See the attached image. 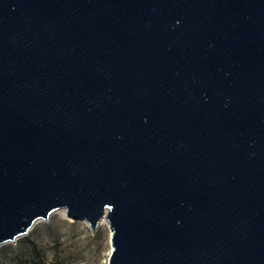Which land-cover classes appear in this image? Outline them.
Returning <instances> with one entry per match:
<instances>
[{
  "label": "water",
  "instance_id": "1",
  "mask_svg": "<svg viewBox=\"0 0 264 264\" xmlns=\"http://www.w3.org/2000/svg\"><path fill=\"white\" fill-rule=\"evenodd\" d=\"M59 208L108 264H264V0H0V244Z\"/></svg>",
  "mask_w": 264,
  "mask_h": 264
},
{
  "label": "rangeland",
  "instance_id": "2",
  "mask_svg": "<svg viewBox=\"0 0 264 264\" xmlns=\"http://www.w3.org/2000/svg\"><path fill=\"white\" fill-rule=\"evenodd\" d=\"M109 231L105 223L92 231L83 220L53 213L0 244V264H108Z\"/></svg>",
  "mask_w": 264,
  "mask_h": 264
},
{
  "label": "bare ground",
  "instance_id": "3",
  "mask_svg": "<svg viewBox=\"0 0 264 264\" xmlns=\"http://www.w3.org/2000/svg\"><path fill=\"white\" fill-rule=\"evenodd\" d=\"M53 213H59V214H61V215H64V216L70 217V216L67 215L65 208H59V209H56L55 211H53V212L51 213V215H52ZM39 221H42V219H37V220L35 221V223H38ZM35 223H34V224H35ZM103 223H105V224L108 226V221H107V219H106L105 217H103V218L100 220V222H99V224H103ZM109 230H110V229H109ZM109 232H111V231H109Z\"/></svg>",
  "mask_w": 264,
  "mask_h": 264
}]
</instances>
